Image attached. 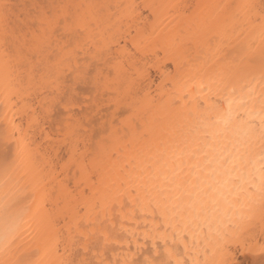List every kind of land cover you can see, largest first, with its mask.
Instances as JSON below:
<instances>
[{"label": "snow or ice", "instance_id": "1", "mask_svg": "<svg viewBox=\"0 0 264 264\" xmlns=\"http://www.w3.org/2000/svg\"><path fill=\"white\" fill-rule=\"evenodd\" d=\"M112 7L0 0V264H264V0L145 5L184 20L171 78L155 89L160 43L134 37L129 50L98 31ZM133 145L162 148L170 178L125 163L126 180L109 186L106 170ZM202 163L206 187L190 179ZM128 219L151 246L113 260L131 245Z\"/></svg>", "mask_w": 264, "mask_h": 264}, {"label": "bare ground", "instance_id": "2", "mask_svg": "<svg viewBox=\"0 0 264 264\" xmlns=\"http://www.w3.org/2000/svg\"><path fill=\"white\" fill-rule=\"evenodd\" d=\"M10 3L16 5H29L36 3L37 0H9ZM48 3H52L53 0H47ZM55 2H63L69 4H104L112 5L111 9L105 10V15L110 17L107 22L102 23L98 31H104L107 35L116 33L126 37L125 43L129 50L133 48V38H137L145 43L159 42L162 49L160 58L156 60L155 66L152 67L151 73L154 77L152 87L155 89L158 85L167 82L170 77V72L175 68L174 59L177 56L176 42L172 39L175 31L179 26L184 25L183 17L176 16L175 18L167 14L166 9H148L145 5H173V4H184V5H200V6H211L216 4L235 3V4H259L260 0H55ZM136 6V7H133ZM213 11L210 7H193L190 9L192 15L196 18H203L206 14H210ZM155 13L150 15V13ZM110 29V31H109ZM259 43V41H257ZM172 65V69L169 65ZM164 91V89H159ZM4 47L2 39V30H0V120L3 119L4 115ZM79 110V109H77ZM115 147H119L116 145ZM140 146L133 145L125 148L120 153V162L115 169L109 165L106 170L105 179L109 186H119L122 180H126V174H121L119 168L125 163L128 164L127 171L134 169V175H144L145 170L151 169L152 173L159 178L160 181H165L170 178V174L165 173V164L163 160H159V153L163 151L162 148L152 147L151 150L148 147H144L143 154L137 155V150ZM111 150V148H110ZM55 155V154H53ZM159 160V162H157ZM39 163L41 168H44L45 162L42 160ZM60 163H63L60 161ZM206 163V162H205ZM202 172L193 170L192 176L190 177L191 183L197 184L204 181L202 187H206L211 181L212 170L204 166L202 163ZM59 171V169L57 170ZM75 173V169H73ZM188 173V168H184V174ZM67 176V173H65ZM199 177V179H197ZM4 180L2 170H0V203L4 198ZM51 190V189H50ZM106 194L104 186H101L98 192L99 197L103 198ZM179 194V193H178ZM3 226V216L0 214V229ZM125 227L129 229L131 245L127 240H122L115 247L117 254L109 252L108 256L113 260L120 258L123 253L120 249L123 248L127 251L131 247L132 251H137V244L151 246L152 241L145 240L144 237V225L143 221L139 224L134 219H128L125 221ZM119 228V224H117ZM0 258H3L0 256Z\"/></svg>", "mask_w": 264, "mask_h": 264}]
</instances>
